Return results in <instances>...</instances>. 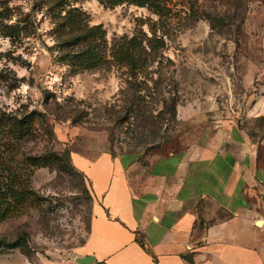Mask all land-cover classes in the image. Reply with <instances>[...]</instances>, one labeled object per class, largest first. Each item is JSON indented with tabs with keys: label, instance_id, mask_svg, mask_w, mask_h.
<instances>
[{
	"label": "rangeland",
	"instance_id": "rangeland-1",
	"mask_svg": "<svg viewBox=\"0 0 264 264\" xmlns=\"http://www.w3.org/2000/svg\"><path fill=\"white\" fill-rule=\"evenodd\" d=\"M262 97L264 0H0V257L67 264L86 242L74 152L144 162Z\"/></svg>",
	"mask_w": 264,
	"mask_h": 264
},
{
	"label": "crops",
	"instance_id": "crops-1",
	"mask_svg": "<svg viewBox=\"0 0 264 264\" xmlns=\"http://www.w3.org/2000/svg\"><path fill=\"white\" fill-rule=\"evenodd\" d=\"M250 101L244 116L196 122L178 151L144 162L74 152L94 201L67 264H264V97ZM13 257L0 264H21Z\"/></svg>",
	"mask_w": 264,
	"mask_h": 264
},
{
	"label": "trees",
	"instance_id": "trees-1",
	"mask_svg": "<svg viewBox=\"0 0 264 264\" xmlns=\"http://www.w3.org/2000/svg\"><path fill=\"white\" fill-rule=\"evenodd\" d=\"M134 61V58H133V60H132V62ZM138 65V66H137ZM139 66H141V65H139V64H136V65H134V66H132V68H130V69H132L133 71H137L139 68L141 69L142 68V66L141 67H139ZM114 156H115V154L114 153H112ZM9 189V188H8Z\"/></svg>",
	"mask_w": 264,
	"mask_h": 264
},
{
	"label": "water",
	"instance_id": "water-1",
	"mask_svg": "<svg viewBox=\"0 0 264 264\" xmlns=\"http://www.w3.org/2000/svg\"><path fill=\"white\" fill-rule=\"evenodd\" d=\"M80 264H84V262H85V258H82V259H79V260H77Z\"/></svg>",
	"mask_w": 264,
	"mask_h": 264
}]
</instances>
